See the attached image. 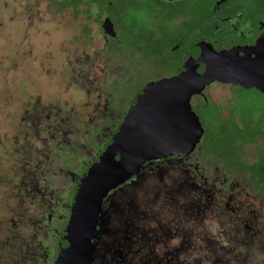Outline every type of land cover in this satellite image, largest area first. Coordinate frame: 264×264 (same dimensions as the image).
<instances>
[{"label": "flooded vegetation", "instance_id": "obj_1", "mask_svg": "<svg viewBox=\"0 0 264 264\" xmlns=\"http://www.w3.org/2000/svg\"><path fill=\"white\" fill-rule=\"evenodd\" d=\"M164 1L181 6V11L170 14H181L179 21L184 24L171 34L174 41L167 48L170 53L179 49L171 74L179 55L200 43L250 45L260 40L264 44V0ZM71 6H77L78 11L71 16L82 35L93 28L100 30L97 43L84 38V46L97 50L101 56L95 57H103L104 64L119 61L121 39L104 8L98 10L92 0H78ZM105 17L111 23L108 31L101 25ZM182 44L185 45L180 48ZM105 67L110 77L119 72L116 64ZM83 81L87 86L81 83L80 93L75 95L83 98L76 103L80 112L72 113L53 104L49 108L34 101L23 109L17 133L24 134L27 140L30 135L36 137L41 145L32 147L28 142L26 147L22 140L15 151L17 154L23 150L26 158L12 192L22 203L27 200L26 205H34L35 214L32 220L28 216L22 222L27 227L31 221L29 232L17 230L5 236L9 242L26 246L22 254L15 252L14 261L7 259L10 264H54L57 239L68 217L74 185L100 150L91 155L72 183L62 175L69 172L65 159L80 166L92 149L88 143L104 138V146L117 127L108 129L105 122L112 109L113 78L100 94H94L98 80ZM190 103L193 108L208 103L219 106L210 100L204 87L201 93L191 95ZM200 126L201 139L191 150L149 157L135 173L107 190L101 198L96 229L86 243L84 264H264V179L259 177L256 165L246 167L226 161L208 143L210 138L204 135L201 123ZM79 147L88 149L80 155L76 151ZM66 189L70 191L64 203L66 211L57 228L52 220L58 216V195ZM49 235L54 236L52 244L43 242Z\"/></svg>", "mask_w": 264, "mask_h": 264}, {"label": "rangeland", "instance_id": "obj_2", "mask_svg": "<svg viewBox=\"0 0 264 264\" xmlns=\"http://www.w3.org/2000/svg\"><path fill=\"white\" fill-rule=\"evenodd\" d=\"M92 1L98 10L104 8L117 27L121 39L117 62L104 64L103 57L96 59V55L101 56L97 50L84 46L86 43L81 39L97 43L100 30L93 28L82 35L83 31L77 29V21L71 13L78 10L77 6L71 5L78 0H0V254H4L0 264L4 261L10 264L7 259L14 261L15 252L20 255L26 251V246L9 242L5 236L17 230L24 234L29 232L35 212L34 205H26L27 200L22 203L12 192L26 158V155L22 156L23 150L16 154V148L22 140L26 147H29L28 142L32 147L41 145L38 138L30 135L27 140L24 134L17 133L24 107L34 101L49 108L53 104L72 113L80 112L77 104L83 98L75 95L80 93L78 88L83 80H98L94 94H100L113 78L110 85L113 87L112 109L105 116L110 129L118 125L132 95L144 82L170 75L174 70L179 49L170 53L167 48L174 41L171 34L184 26L179 21L181 14H170L181 11L178 3L164 0ZM155 12L156 16L153 15ZM85 54L88 56L83 58ZM107 54L103 53L104 56ZM78 55H82L81 59H76ZM114 64L119 67V72L110 77L105 65ZM204 91L212 102L219 104L192 107L204 135L210 138L208 143L226 161H236L246 167L256 165L259 177L264 179V92L218 80L205 85ZM104 142V138L95 144L89 142L92 149L86 154L88 147L85 150L77 148L78 154L88 158L80 166L75 164L76 161L65 159L69 167V172L62 174L65 180L72 183L78 178L86 161L101 150ZM69 192L66 189L58 195V216L52 220L54 227L58 228L63 221L64 203ZM11 218L17 221V228L12 225ZM27 218L30 220L26 227L22 222ZM43 242L54 243V236H47Z\"/></svg>", "mask_w": 264, "mask_h": 264}, {"label": "water", "instance_id": "obj_3", "mask_svg": "<svg viewBox=\"0 0 264 264\" xmlns=\"http://www.w3.org/2000/svg\"><path fill=\"white\" fill-rule=\"evenodd\" d=\"M101 25L108 31L111 23L105 17ZM214 80L264 92V44L200 43L179 55L173 74L147 81L134 92L116 129L74 185L54 264H84L107 190L149 157L194 147L202 128L190 97Z\"/></svg>", "mask_w": 264, "mask_h": 264}, {"label": "trees", "instance_id": "obj_4", "mask_svg": "<svg viewBox=\"0 0 264 264\" xmlns=\"http://www.w3.org/2000/svg\"><path fill=\"white\" fill-rule=\"evenodd\" d=\"M3 239V238H2ZM4 256V254H0V257ZM8 262V261H7ZM3 263V262H2Z\"/></svg>", "mask_w": 264, "mask_h": 264}]
</instances>
